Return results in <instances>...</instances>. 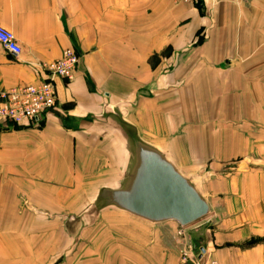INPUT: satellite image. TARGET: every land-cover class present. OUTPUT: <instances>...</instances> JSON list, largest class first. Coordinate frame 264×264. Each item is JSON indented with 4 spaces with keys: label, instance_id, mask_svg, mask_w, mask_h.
<instances>
[{
    "label": "crops",
    "instance_id": "1",
    "mask_svg": "<svg viewBox=\"0 0 264 264\" xmlns=\"http://www.w3.org/2000/svg\"><path fill=\"white\" fill-rule=\"evenodd\" d=\"M0 26L22 49L0 44V92L39 84L67 49L81 57L54 109L0 124V264L38 259L18 239L41 261H85L64 252L65 229L92 233L88 264H179L155 226L178 223L98 204L132 186L144 150L217 215L188 264H264V0H0Z\"/></svg>",
    "mask_w": 264,
    "mask_h": 264
},
{
    "label": "water",
    "instance_id": "2",
    "mask_svg": "<svg viewBox=\"0 0 264 264\" xmlns=\"http://www.w3.org/2000/svg\"><path fill=\"white\" fill-rule=\"evenodd\" d=\"M115 204L151 222L173 221L189 227L205 220L209 205L159 154L144 150L132 186L115 192Z\"/></svg>",
    "mask_w": 264,
    "mask_h": 264
},
{
    "label": "built area",
    "instance_id": "3",
    "mask_svg": "<svg viewBox=\"0 0 264 264\" xmlns=\"http://www.w3.org/2000/svg\"><path fill=\"white\" fill-rule=\"evenodd\" d=\"M176 5L199 7L204 0H173ZM0 44L12 55L19 57L22 49L15 34L0 26ZM81 57L74 49H67L61 58L40 65L45 78L39 84L11 88L0 92V124H32L41 115L55 108L57 103L56 82H71L78 71ZM190 227V226H189ZM180 226L177 231L181 263L188 264L194 253L187 230ZM211 264H217L212 262Z\"/></svg>",
    "mask_w": 264,
    "mask_h": 264
},
{
    "label": "rangeland",
    "instance_id": "4",
    "mask_svg": "<svg viewBox=\"0 0 264 264\" xmlns=\"http://www.w3.org/2000/svg\"><path fill=\"white\" fill-rule=\"evenodd\" d=\"M110 201H112L113 203H115L114 198L113 197H108V196H103L102 198L99 199L98 204H107ZM172 225V223H162L160 225H155L157 227H160V231H161V235L165 236L166 238H169L172 240V242H175V248L177 249L178 252V256L181 260V254L179 251V237L177 236V231L178 228L175 229L174 227H171L170 225ZM217 227V215L215 213H210L209 216L195 224L192 225L188 228L187 230V235L189 240L192 242V245H194L193 247H196V243L199 244V241H201V235L199 233V231L201 230L202 233L206 232L208 230H214ZM53 233H55L57 230H49ZM73 232H78V230H73V229H65V245H63V249L64 252H66L69 255H76V257H78V255L84 256L85 261H78V260H72L70 257L69 259H67L68 257L65 256L66 260L64 261H55V260H47V261H41L39 259V257L42 256L41 254V249H40V244L35 241H33V243H31V245L29 244V242L26 239H18L20 242L19 247H21L20 249L24 252L30 253L31 251L34 253V258L37 257L38 259H34L32 261V264H88L87 261V254H88V243H89V237L91 236V234H89L90 232L88 230H80V235L76 237V239L72 240V233ZM68 235V237H67ZM53 239H50V245H49V250H47V254L50 253L52 251V249L54 248L53 243ZM73 242V244H72ZM195 251V254L199 253V250L197 248V251ZM51 255L48 254V256ZM60 255V254H59ZM57 254H53V257H56ZM28 263V261H24V260H18L17 264H25ZM181 263V262H180ZM179 263V264H180Z\"/></svg>",
    "mask_w": 264,
    "mask_h": 264
}]
</instances>
